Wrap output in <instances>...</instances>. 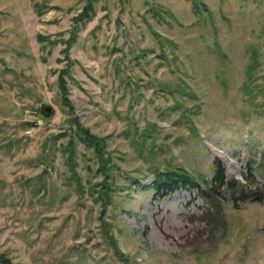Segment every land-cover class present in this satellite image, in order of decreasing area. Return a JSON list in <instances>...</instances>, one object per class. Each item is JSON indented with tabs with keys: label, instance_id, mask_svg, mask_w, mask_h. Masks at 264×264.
<instances>
[{
	"label": "rangeland",
	"instance_id": "1",
	"mask_svg": "<svg viewBox=\"0 0 264 264\" xmlns=\"http://www.w3.org/2000/svg\"><path fill=\"white\" fill-rule=\"evenodd\" d=\"M85 5L0 0V264H264V0Z\"/></svg>",
	"mask_w": 264,
	"mask_h": 264
},
{
	"label": "trees",
	"instance_id": "2",
	"mask_svg": "<svg viewBox=\"0 0 264 264\" xmlns=\"http://www.w3.org/2000/svg\"><path fill=\"white\" fill-rule=\"evenodd\" d=\"M97 2V0H86V5L82 8V10L76 15L74 18V22L76 24L85 22L89 19H91L93 13H94V4ZM35 12L37 14L40 11V7L35 5L34 7ZM38 42L42 43L43 38L38 35L37 37ZM60 91L62 93L65 92V86L63 85L62 77L60 76ZM62 84V85H61ZM81 134L83 135V138H85V143L89 147H94L95 154L99 157L102 155L101 148L98 146V140L94 138V136L88 134L87 130H82L80 128ZM102 157V156H101ZM102 160V159H101ZM102 162V161H101ZM107 164V161H105ZM107 168L104 170L99 169V172L106 174ZM250 173H253V171L250 169L248 170ZM153 180L151 182V185L149 186L151 189L155 191L156 194L162 196L169 193H172L176 191L177 189H193V190H209L214 191V189L220 190L221 188H229L230 190L235 191V189L238 188V184L236 182H226L224 177V167L221 165V163L217 162L214 165V171L213 175L210 179H206L203 182H199L192 176H190L184 169L182 168H173L163 171H155L152 174ZM243 190L241 187H239V191L237 192L239 195L243 194ZM205 196H203L204 200L208 205H210V201L208 200L210 198V195L207 193H204ZM262 199L264 200V195L262 196ZM218 215H220V221L222 222V228L225 230V221L223 218L222 212H218Z\"/></svg>",
	"mask_w": 264,
	"mask_h": 264
},
{
	"label": "water",
	"instance_id": "3",
	"mask_svg": "<svg viewBox=\"0 0 264 264\" xmlns=\"http://www.w3.org/2000/svg\"><path fill=\"white\" fill-rule=\"evenodd\" d=\"M39 112L41 116L46 117V118L52 116L54 113L52 107L46 104L41 105Z\"/></svg>",
	"mask_w": 264,
	"mask_h": 264
}]
</instances>
